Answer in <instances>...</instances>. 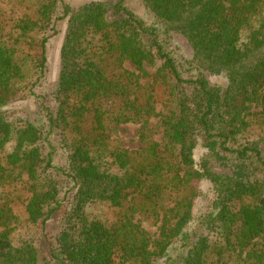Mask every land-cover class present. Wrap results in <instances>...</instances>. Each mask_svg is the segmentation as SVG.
Returning a JSON list of instances; mask_svg holds the SVG:
<instances>
[{
  "label": "trees",
  "instance_id": "1",
  "mask_svg": "<svg viewBox=\"0 0 264 264\" xmlns=\"http://www.w3.org/2000/svg\"><path fill=\"white\" fill-rule=\"evenodd\" d=\"M22 1L32 15L14 39L0 20V264H264V0H139L150 21L125 0ZM63 23L54 107L15 118ZM175 43L183 70L165 50ZM130 123L146 142L138 151L113 141ZM16 202L37 242L14 243ZM104 202L119 210L111 224L90 212ZM135 215L160 224L156 237ZM57 218L55 246L46 228Z\"/></svg>",
  "mask_w": 264,
  "mask_h": 264
},
{
  "label": "rangeland",
  "instance_id": "2",
  "mask_svg": "<svg viewBox=\"0 0 264 264\" xmlns=\"http://www.w3.org/2000/svg\"><path fill=\"white\" fill-rule=\"evenodd\" d=\"M97 1H108V0H65V2L72 8L78 9L79 7ZM127 5L130 6L136 14L143 16L150 21V16L146 15L145 10L140 5L139 0H125ZM32 15V11L29 9L28 5L22 0H0V20L3 21L5 27V38L12 40L16 37L13 24L25 16ZM66 30V23H63L60 27V33L50 39L47 44V70L45 77L41 80L40 84L32 92H25L20 95L14 103H12V112L14 113L15 118H21L31 122H35L38 119L40 114L41 104L46 100V105L54 107L55 103L53 100L54 93L58 87V80L60 75V54L61 48L64 40V34ZM165 50L173 51L175 56H178L179 60H182V51L184 46L178 43L173 45L172 48L165 46ZM180 62V61H179ZM127 68L133 70V67L129 64ZM183 70V63L181 66ZM212 81L226 86V80L220 77L212 78ZM143 84H146L143 81ZM159 119H153L150 127L154 128L158 124ZM140 126L138 124H124L114 127L112 129L113 141L118 143L123 149L129 151H138L146 147V142L141 140L140 136ZM148 140L154 142H161V136L155 135L150 137ZM264 152V145H263ZM208 150L204 145V141L199 139V143L194 150V159L197 165H199L202 160L206 157ZM55 164L61 166H66L67 157L63 151L58 152L55 160ZM22 188V187H21ZM209 184L204 182L199 185L198 199L195 203V217L196 219L204 216L207 209L206 203V193L208 191ZM70 195V194H69ZM71 196V195H70ZM69 196V197H70ZM67 205V204H66ZM14 212L17 215V227L16 230L12 233V239L14 243H20L23 241H34L37 242L39 237H41L42 232L39 226L29 224L26 221L25 205L23 202H16L14 205ZM90 212L92 217H102L105 221H108V224H111L114 220L117 219L119 210L110 204L104 203H94L90 205ZM61 219V217H58ZM58 218L53 220L52 223L46 228L47 236L54 242L55 246L56 237L60 232V222ZM135 221L139 224L143 230L149 233L153 238L156 237L158 232V227L160 224H156L155 220L145 218L141 215H135ZM42 242H45L42 239Z\"/></svg>",
  "mask_w": 264,
  "mask_h": 264
}]
</instances>
